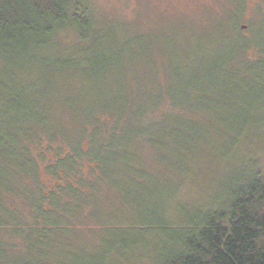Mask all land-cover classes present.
Instances as JSON below:
<instances>
[{
  "label": "trees",
  "instance_id": "trees-1",
  "mask_svg": "<svg viewBox=\"0 0 264 264\" xmlns=\"http://www.w3.org/2000/svg\"><path fill=\"white\" fill-rule=\"evenodd\" d=\"M223 1L219 12L202 17L203 26L172 34L177 41L166 31L161 38L146 33L144 86L123 67L129 56L137 60L139 50L127 36L109 29L113 23L100 18L93 0H0V97L3 89H53L56 99L69 95L66 104L80 119L74 125L77 137L61 135L48 130L50 120L36 119L40 108L12 95L16 102L8 113L16 115H8L9 122L0 118V264H114L111 258H123L126 252L134 258L130 251L146 248L149 232L162 239L157 257H147L153 264H264V172L251 144L246 148L250 156L231 167L208 203L178 204L176 220L169 217L167 200L156 203L159 210H151L154 218L142 226L141 236L117 232L98 252H66L74 247L83 251L74 241L79 230L93 225L89 218L114 168L118 183H123L121 170L138 172L131 135H142L143 128L133 123L124 130L133 119L146 116V152L158 154L170 150L166 138L179 147L184 129L202 136V129L184 115L199 109H212V116L222 121L215 122V134H225L233 146L263 140V4L244 35L240 26L248 0ZM136 45L141 49L142 42ZM166 52L176 62L170 75L157 67L164 68L162 59L154 60ZM19 62L38 69L34 85L16 78L11 68ZM103 76L109 78L98 82ZM136 81L145 87L146 97L137 89L128 101L121 89ZM77 89H101V94L74 98L73 93H81ZM105 95L113 96L110 104ZM140 98H146V110L140 107L139 116L127 118ZM49 112L58 114L59 108ZM24 117L33 118L38 130L23 125ZM25 127L32 137L21 144ZM17 133L24 135L19 139Z\"/></svg>",
  "mask_w": 264,
  "mask_h": 264
},
{
  "label": "rangeland",
  "instance_id": "rangeland-1",
  "mask_svg": "<svg viewBox=\"0 0 264 264\" xmlns=\"http://www.w3.org/2000/svg\"><path fill=\"white\" fill-rule=\"evenodd\" d=\"M93 2L100 18L104 19L105 23H113L109 29L114 28L118 33L127 36V40L134 43L133 48L139 50V52L137 51L139 53L137 60H133V57L129 56L126 59L128 62L131 61L130 64L125 61L123 67L125 73L130 77L141 78L145 83L144 86H146V72L148 71V68L146 69V36L153 34L161 38L163 34H166L165 31L169 32L168 35H172L186 27H189V30L198 28L203 26L199 25L202 24L200 20L208 11L219 12L220 6L225 5L223 0H93ZM247 3L248 7L240 26L244 35L248 34L251 22L255 20L256 8L259 6L262 9L263 4L264 11V0H248ZM191 24L195 25L190 26ZM242 25H247V27L243 28ZM173 39L177 41L178 36L172 35L171 40ZM138 42H142L141 49L136 45ZM140 50L143 54H140ZM160 52V48H157L154 54L158 55ZM169 56L170 54L166 52L163 58L155 56L154 59L156 62L160 59L163 60L164 68L160 67L161 64L157 65L163 75L173 73V67L176 66V62ZM150 65L154 64L150 63ZM11 69L17 72L16 78L26 85H34L32 84L33 79L37 78L39 72L36 66L23 62L15 64ZM106 78L103 76L98 82L105 81ZM172 83H174V79H172ZM139 85V88L135 87ZM144 86L140 81H136L135 84L128 82L121 92L128 101L132 99V94H135L137 89H140L137 94L140 93L146 97ZM77 90H81V93L78 95L73 93L75 94L74 98H79L78 96L81 95L85 97L84 99L89 100L92 96L101 94V89ZM52 91L53 89H3L0 97V110H2L0 118L9 122L7 116L10 115L12 119L16 115L12 110L8 113V110L10 107H14L16 102L12 95L20 96V99L26 98L34 104V107L40 108L41 113L36 115L38 121L50 120L48 130L64 136L72 135L71 138L77 137L78 131L74 125H80V119L76 121L75 111L66 104L69 95H59L56 99L54 98L56 95ZM105 96H107L105 103L110 104L113 96ZM52 107L59 108L58 114L49 112ZM140 107H144L146 110V98H140L137 102L135 100L134 107L128 111L127 118L139 116L136 113ZM203 111L194 110V113H189V116L184 114L187 119L191 120V124L202 129V136L198 138L190 134L188 129H184L178 143L179 147L166 138L164 141L169 145L170 150L164 153L159 151V154L153 150L146 152V116L143 121L140 118L133 119L125 125L124 130L132 128L133 123L135 128H143L142 135L139 133L138 136L131 135V153L139 170L138 172L121 170L119 174L123 183H118L119 180L113 176L116 175L114 168V173L109 175L111 183L102 186V196L98 199L99 207L96 208L93 218H89L93 225L84 228V231L79 230L81 234H78L77 240L74 241V245L80 244L83 251L75 250L76 247H74L73 250L66 248V252L69 254H75L77 251L91 252L94 250V252H98L117 232L126 234L125 236L129 238L141 236L142 226L154 218L151 215V210L160 206L157 204H162L165 200L169 205L167 208L169 217L175 220V209L178 204L185 206L192 204L193 206L197 203H208L210 195L218 191L219 183L231 172V167L239 166L241 160L250 156L248 151L246 152L248 144H251L249 150L251 149L250 151L254 154L251 156L254 159H259L264 172V138L249 143L244 140L240 141L241 148L238 145L233 146L225 134L218 132L215 134L214 132V127L218 128L215 122H219V124L222 122L219 120L220 118L216 115L212 116V109L206 110V113ZM33 120V118L26 119L24 117L22 123L33 128L35 132L38 130V125L36 122H32ZM166 126L168 129L172 127L169 119ZM25 128L28 132L24 137H22L24 133L16 134L17 138L22 137L19 140L21 144L25 137H32V130L28 127ZM219 130L225 131L221 127ZM27 134L28 136H26ZM119 138L116 141H120L121 137ZM146 162L150 164L148 168ZM130 181L131 183H129ZM153 235V232L146 233V242L149 244L146 248L137 247L138 249L134 248L130 251L134 258H131L126 252L125 255H122L123 258H111V260H114L113 263L116 264H153L147 257H157L155 249L162 240L159 235ZM160 235L162 236V234ZM78 241L80 242L78 243ZM134 254L139 257L138 260Z\"/></svg>",
  "mask_w": 264,
  "mask_h": 264
},
{
  "label": "water",
  "instance_id": "water-1",
  "mask_svg": "<svg viewBox=\"0 0 264 264\" xmlns=\"http://www.w3.org/2000/svg\"><path fill=\"white\" fill-rule=\"evenodd\" d=\"M242 27H243V28H246V27H247V25H242Z\"/></svg>",
  "mask_w": 264,
  "mask_h": 264
}]
</instances>
